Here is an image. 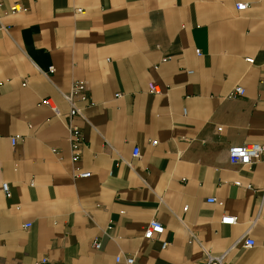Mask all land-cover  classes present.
I'll list each match as a JSON object with an SVG mask.
<instances>
[{"label":"crops","instance_id":"0c3cea01","mask_svg":"<svg viewBox=\"0 0 264 264\" xmlns=\"http://www.w3.org/2000/svg\"><path fill=\"white\" fill-rule=\"evenodd\" d=\"M79 80L75 161L63 93ZM249 142L264 145V0H0V264H264V151L228 153ZM152 219L164 232L145 239Z\"/></svg>","mask_w":264,"mask_h":264},{"label":"built area","instance_id":"2783aa9c","mask_svg":"<svg viewBox=\"0 0 264 264\" xmlns=\"http://www.w3.org/2000/svg\"><path fill=\"white\" fill-rule=\"evenodd\" d=\"M248 4L245 2H239L236 3L237 10H245L247 8ZM14 10L22 9L21 6H15L13 8ZM249 62H253L252 58L247 59ZM54 70V66L51 67V71ZM150 92L152 93H162L164 90L161 86L155 83L150 84ZM235 94L243 95L245 93V88L243 86H237L234 91ZM66 100L70 103L71 109L69 112L67 127L70 133V141L72 144V148L74 150L73 159L76 161L79 159V145L82 142V136H81V130L78 125H76L73 121V118L75 116H83L81 108L77 105L78 100L86 101L89 97L88 95V87L85 81H76L74 85L72 86V89L68 93H63ZM42 104L50 106L58 116H61V112L59 111L57 105L54 103V101L51 98H45L41 102ZM18 139V136H15L11 139L12 143L15 144ZM156 141H153V144H156ZM264 151V145L259 142H249L243 145H235L231 146L229 148V157L232 161L240 162L242 164H252L253 161L261 154V152ZM133 154L135 157L140 156V148L136 147L133 151ZM91 175L90 171H81L76 174L77 177H89ZM238 185H240V182H237ZM3 190L7 197L11 196V190L8 182H4L2 184ZM251 187V186H248ZM210 202H214L215 199L211 198L209 200ZM188 206L185 207V209ZM237 218L235 216H225L222 219L223 223L226 224H234L236 222ZM31 224H27L26 226H30ZM164 232V226L163 224L157 220L152 219L144 233L145 239H152L155 236L162 234ZM245 244L247 246H253L255 244V240L252 238H248L245 241ZM95 247H98L100 244L98 241H94ZM168 245V242L164 241L162 243V247L165 248ZM225 255L221 256H213L209 251L206 252V258L203 264H228L225 261ZM124 260L125 264H133L134 263V257L127 256L123 258L122 255H119L116 257L117 264H120ZM48 258H44L42 260V263H47Z\"/></svg>","mask_w":264,"mask_h":264}]
</instances>
